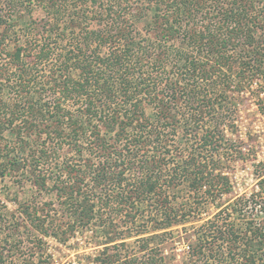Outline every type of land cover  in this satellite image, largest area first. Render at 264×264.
I'll return each mask as SVG.
<instances>
[{
    "label": "trees",
    "instance_id": "obj_1",
    "mask_svg": "<svg viewBox=\"0 0 264 264\" xmlns=\"http://www.w3.org/2000/svg\"><path fill=\"white\" fill-rule=\"evenodd\" d=\"M260 92L264 0H0V181L34 188L19 212L39 253L91 229L96 264H166L171 229L201 221L181 264H264V174L202 218L249 155L232 135ZM11 216L0 204V233Z\"/></svg>",
    "mask_w": 264,
    "mask_h": 264
},
{
    "label": "rangeland",
    "instance_id": "obj_2",
    "mask_svg": "<svg viewBox=\"0 0 264 264\" xmlns=\"http://www.w3.org/2000/svg\"><path fill=\"white\" fill-rule=\"evenodd\" d=\"M97 1L102 2L103 0ZM144 4L146 5L147 3ZM3 6L2 4L1 10L5 12L7 8ZM42 14L41 10L35 8L30 16L24 15L21 19H17L16 26L10 34L13 43L17 41L23 43L24 35L27 31L26 27H28V24L33 27L34 22L38 23ZM141 24L137 23L136 25L140 28ZM32 33H35V30ZM36 76L39 79L42 74L38 73ZM243 99L239 106V119L237 121L239 133L235 136L232 135V138L243 143V148H249L250 153L246 159L237 160L222 170L231 182V193L224 195L214 206L210 205L207 207L206 213L202 216L204 220L210 219L219 209L230 207L236 197L262 188L260 180L264 174V142L263 138L259 141L258 138L254 137L255 135H260V137L264 135V110L262 111L261 107L255 105L256 97L252 100L249 95H244ZM6 137H9L8 134ZM33 193H35L34 188L31 187L29 182L18 184L10 179L4 182L0 181V204L6 207L9 215H13L10 217L12 222L9 227L11 228L12 226V230L17 228L16 231L13 230L11 232V236L7 234L9 232L8 229L0 233V248L6 256L5 264H27L25 263L27 259L34 264H96V259L103 247L98 245L97 238L94 237L90 231L91 229L83 234L77 233L76 236H73L65 243H61L51 236L43 237V246L41 248L45 249L44 253H42L43 250H41V253L37 252V244L34 242V237L39 235L34 230L26 228L27 224H25L24 215L19 212L21 205L28 203ZM176 193L183 194L184 189H178L175 195ZM42 198L44 201L52 199L51 196L47 195H42ZM15 220L17 227L14 224ZM199 223L201 221L185 223L182 226H176L171 229L172 236H170V239L173 238V242L170 243L169 239L160 246L166 259V264L182 263L184 258L183 245L191 241V233L194 230L192 227ZM117 227L120 228L122 225ZM92 229L93 231H95L94 229L99 230L94 226H92ZM13 237L15 244H11ZM134 239L126 241L130 244L129 246H134Z\"/></svg>",
    "mask_w": 264,
    "mask_h": 264
},
{
    "label": "built area",
    "instance_id": "obj_3",
    "mask_svg": "<svg viewBox=\"0 0 264 264\" xmlns=\"http://www.w3.org/2000/svg\"><path fill=\"white\" fill-rule=\"evenodd\" d=\"M254 88H255V87H254ZM245 95H246V96H247V95L250 96L249 93H246ZM259 98H260V100L262 101V104H261L262 107H261V108H262V111H263V110H264V109H263V108H264V92H260V94H259ZM252 100H253V99H252ZM255 105H256V104H255ZM256 106H257V105H256ZM256 134H257V133H256ZM254 138H258L259 141H260V139L263 138V142H264V135L261 136V137H260V135H257V136L255 135ZM243 151H244V152H247V154L250 153L249 148H247V149H246V148H245V149L243 148ZM252 159H253V158H252ZM258 164H260V163H258ZM263 177H264V176H263Z\"/></svg>",
    "mask_w": 264,
    "mask_h": 264
}]
</instances>
